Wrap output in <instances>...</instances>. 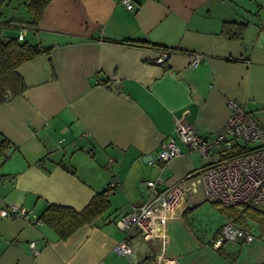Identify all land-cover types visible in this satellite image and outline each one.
<instances>
[{"label":"crops","instance_id":"crops-1","mask_svg":"<svg viewBox=\"0 0 264 264\" xmlns=\"http://www.w3.org/2000/svg\"><path fill=\"white\" fill-rule=\"evenodd\" d=\"M227 3L134 0L128 10L121 0H47L31 25L27 0H8L2 31H22L49 52L18 67L26 88L0 104V207L22 205L38 219L47 204L81 210L113 178L120 188L94 224L66 239L40 219L0 215V264H158L162 248L165 264H264V243L212 246L226 218L214 231L190 219L201 187L156 226L164 245L133 229V255L113 250L124 237L115 220L147 199L146 180L171 184L205 164L178 136L177 121L213 136L234 99L264 125V13L252 22L243 16L242 36L229 37L221 29L236 8ZM196 52L206 58L190 66ZM168 139L182 153L160 173L149 159Z\"/></svg>","mask_w":264,"mask_h":264},{"label":"built area","instance_id":"built-area-1","mask_svg":"<svg viewBox=\"0 0 264 264\" xmlns=\"http://www.w3.org/2000/svg\"><path fill=\"white\" fill-rule=\"evenodd\" d=\"M128 9H134V0H121ZM20 31L18 39H23ZM206 55L196 52L191 55L190 66L198 65ZM230 115L225 124L213 136L200 134L195 128L179 121L175 123V131L187 146L207 160L203 167L183 175L177 182L165 184L162 177L144 182L147 199L132 205L126 212L119 215L116 226L124 232V237L113 247L115 253L132 256L128 242L129 233L139 229L146 239L159 237L162 245L166 243V233L158 232L156 226L162 227L168 218L175 213L189 193L197 192L201 187L205 197L223 205H235L252 202L264 205V125L248 111L244 105L234 99L229 100ZM250 143H255L249 147ZM182 153L174 139L162 143L156 158L149 163L158 166L160 173L166 163ZM112 159L106 162L111 167ZM0 179V183H3ZM120 188V182L113 178L107 185V194L115 193ZM1 216H20L30 219L28 210L22 205L9 204L0 207ZM224 242L264 243V232L253 233L232 221H225L219 229L218 236L212 240V246L219 248ZM33 252H36L34 242H30ZM158 264H165L163 248L157 257Z\"/></svg>","mask_w":264,"mask_h":264},{"label":"trees","instance_id":"trees-1","mask_svg":"<svg viewBox=\"0 0 264 264\" xmlns=\"http://www.w3.org/2000/svg\"><path fill=\"white\" fill-rule=\"evenodd\" d=\"M46 2L47 0H27L30 14V19H28L27 23L36 24ZM7 3L8 0H0V104L13 96L21 94L26 88L23 78L18 72V67L43 53L49 52L48 47H42L38 43L24 39V37L23 39H18V35H7L2 31L3 28L9 25V21L3 19L2 14V7ZM245 25V23L240 21H224L221 32L229 37H241ZM121 42L138 46L154 45L139 39H124ZM106 192L107 187L95 193L89 202L78 211L69 206L47 204L38 219L52 227L59 239H66L82 224H94L108 210L110 201L108 198L109 194ZM241 204L244 206L243 210L245 212L261 215L257 220L260 222V227L264 229V209L258 208L257 204L252 202Z\"/></svg>","mask_w":264,"mask_h":264},{"label":"rangeland","instance_id":"rangeland-1","mask_svg":"<svg viewBox=\"0 0 264 264\" xmlns=\"http://www.w3.org/2000/svg\"><path fill=\"white\" fill-rule=\"evenodd\" d=\"M227 4L236 8V14L234 15L235 21L244 19V17L246 20H250V22L256 21L259 17V14H261V12L264 13V10L261 11V7H264V0H228ZM20 10L22 13L24 12L22 8ZM240 15L244 17L242 18ZM8 17L9 16L6 12L3 18ZM243 23L247 24L246 21ZM255 145V143H250L249 147H253ZM203 163H206L205 159H201L199 162H197V164L200 165ZM144 191L146 192L145 188ZM192 198L196 202V206L192 210V216L190 219L194 221L195 224L199 223L201 226H203V230L211 229V231H214L216 226L225 217V221H233L243 227L248 228L253 233L256 232L255 234L260 233L261 231L264 232V229H262L259 225L260 222L257 220L259 217H261V215L258 213L253 214L250 212H245V210H243L244 206L242 204H235L234 206L223 205L219 202H214L211 199H207L202 191H200L195 196H192ZM257 207L264 209V205L262 204H257ZM259 228L260 232H258ZM224 244L230 243L224 242Z\"/></svg>","mask_w":264,"mask_h":264}]
</instances>
